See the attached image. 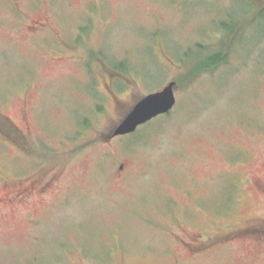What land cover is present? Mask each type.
<instances>
[{"label":"rangeland","instance_id":"1","mask_svg":"<svg viewBox=\"0 0 264 264\" xmlns=\"http://www.w3.org/2000/svg\"><path fill=\"white\" fill-rule=\"evenodd\" d=\"M263 7L0 0V264H264ZM224 42L166 120L112 137Z\"/></svg>","mask_w":264,"mask_h":264},{"label":"water","instance_id":"2","mask_svg":"<svg viewBox=\"0 0 264 264\" xmlns=\"http://www.w3.org/2000/svg\"><path fill=\"white\" fill-rule=\"evenodd\" d=\"M174 81L168 82L161 90L141 97L127 115L112 131V135L133 132L136 127L152 117L167 112L175 103Z\"/></svg>","mask_w":264,"mask_h":264},{"label":"trees","instance_id":"3","mask_svg":"<svg viewBox=\"0 0 264 264\" xmlns=\"http://www.w3.org/2000/svg\"><path fill=\"white\" fill-rule=\"evenodd\" d=\"M263 10H264V7L260 8V9L257 8L251 14V16H250L251 19L246 21V22L249 23L251 20L256 21L258 16L260 17L261 15H264V11ZM254 17H255V19H254ZM222 25L224 26L225 30L228 33H231L230 37L233 35V33L235 34V36H238V35L240 36V34L242 33V26H245V22H243L242 25L240 24V26L235 21L234 22L233 21L232 22L229 21L228 23H225V24H222ZM197 45L201 46V48L203 47L200 44H197ZM227 46L228 45L225 44V42H224L223 46L217 48L214 51H208V52H206L207 55H205V56H203V57H201L199 59L193 60L192 65H190L189 68L185 71L184 76H182V78H177V80H174L175 81V85L177 84V86H178V84H181L180 86H183V85L186 84L187 81L191 80L195 74L200 73V72H207V71L214 70L218 65L222 64L225 61V55H226V51H227ZM196 50H198V49L196 48ZM186 60H188L190 62V57H189V59H186ZM114 67L119 69L120 71H126L127 70L126 64H125L124 61L118 63L117 65H114ZM158 118H162L163 120H166L167 116H158L156 119H158ZM135 135L136 134H132V136H135Z\"/></svg>","mask_w":264,"mask_h":264}]
</instances>
